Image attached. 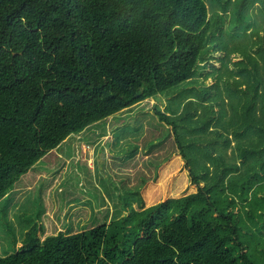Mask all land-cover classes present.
Listing matches in <instances>:
<instances>
[{"label":"trees","instance_id":"obj_1","mask_svg":"<svg viewBox=\"0 0 264 264\" xmlns=\"http://www.w3.org/2000/svg\"><path fill=\"white\" fill-rule=\"evenodd\" d=\"M161 95L182 104L155 114L198 192L31 232L0 264H264V0H0V201L71 138Z\"/></svg>","mask_w":264,"mask_h":264},{"label":"rangeland","instance_id":"obj_2","mask_svg":"<svg viewBox=\"0 0 264 264\" xmlns=\"http://www.w3.org/2000/svg\"><path fill=\"white\" fill-rule=\"evenodd\" d=\"M202 80L188 88L202 89ZM158 98L71 138L16 183L0 201L1 257L21 250L31 232L42 241L60 232L76 235L131 208L198 192L171 125L155 114L156 107L171 114L170 105L181 112L182 104L171 95Z\"/></svg>","mask_w":264,"mask_h":264}]
</instances>
